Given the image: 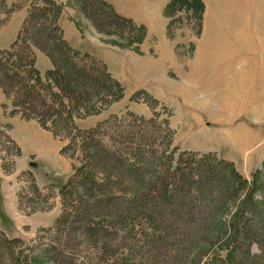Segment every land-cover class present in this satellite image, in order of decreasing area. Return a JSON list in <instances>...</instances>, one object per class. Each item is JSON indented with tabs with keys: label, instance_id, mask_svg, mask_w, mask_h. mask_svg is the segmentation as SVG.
Returning a JSON list of instances; mask_svg holds the SVG:
<instances>
[{
	"label": "trees",
	"instance_id": "1",
	"mask_svg": "<svg viewBox=\"0 0 264 264\" xmlns=\"http://www.w3.org/2000/svg\"><path fill=\"white\" fill-rule=\"evenodd\" d=\"M65 6L120 49L139 52L145 37L142 25L105 0H0V28L26 8L15 39L0 49L9 116L35 121L64 143L60 155L77 161L57 188L59 215L35 238L47 263L264 264V160L247 178L214 152L181 150L173 143L172 110L162 105L157 112L161 103L143 89L130 100L145 104L150 117L126 112L77 126L123 99L124 87L102 59L65 40L58 24ZM174 6L192 14L200 29L202 0H170V20ZM37 52L51 62L43 74ZM10 167L1 164L6 174ZM46 189L29 172L17 194L19 211H49L54 196ZM28 249L0 230V264H40Z\"/></svg>",
	"mask_w": 264,
	"mask_h": 264
},
{
	"label": "rangeland",
	"instance_id": "2",
	"mask_svg": "<svg viewBox=\"0 0 264 264\" xmlns=\"http://www.w3.org/2000/svg\"><path fill=\"white\" fill-rule=\"evenodd\" d=\"M175 8L178 9L174 6L171 20L166 7L164 14L168 19L166 36L173 41L177 60L173 66L170 65L162 52L163 66L153 67L155 84L159 85L151 88L154 94L147 92L161 103L157 112L163 111L162 105L172 110L170 126L174 131V145L181 150L214 152L232 161L236 169L249 178L250 172L264 160L262 135L259 134L257 139L256 134H252L264 128V68L254 70L249 77L246 72L228 70L220 86H201L203 83L199 82L215 80L218 71L210 65L208 70L196 73L200 77L196 80L195 70L192 69L195 62H190V57L199 24L192 14L188 15L184 9L175 11ZM80 18L78 15L75 17L79 24ZM14 22L15 19L9 27ZM79 29L82 32L81 24ZM102 36L103 43L109 45L116 40ZM3 37H0V42ZM155 41L148 39V47H153ZM176 66L182 68L186 79L177 73ZM134 93L125 95L124 88L123 99L99 114L76 120L77 126L91 128L111 115L121 116L126 112L150 117L151 112L145 104L130 100ZM11 111L10 101L0 91V230L8 237L22 238L29 246L32 259L48 264L43 255L44 245L35 238L39 230L50 227L59 215L57 188L65 183L71 173V165L77 164V161L60 155L59 150L64 143L51 133L42 130L33 120L21 119L19 115L9 116ZM254 113L259 116H254ZM246 128L252 133H248ZM17 146L21 150L20 156L16 155ZM3 163L11 166V173L3 172ZM29 172L39 187H47V192L54 196L52 208L47 212L25 215L18 209L17 194L28 186Z\"/></svg>",
	"mask_w": 264,
	"mask_h": 264
},
{
	"label": "crops",
	"instance_id": "3",
	"mask_svg": "<svg viewBox=\"0 0 264 264\" xmlns=\"http://www.w3.org/2000/svg\"><path fill=\"white\" fill-rule=\"evenodd\" d=\"M59 1L64 4L66 0ZM105 1L117 13L145 28V39L139 53L103 43V36L83 18H80L81 32L73 22V18L77 16L76 11L67 6L58 19L65 40L75 49L102 59L109 73L124 86L125 95L140 89L154 94L151 88L159 83L155 84L153 67L162 65V52L166 54L170 65L173 66L177 60L173 41H169L166 36L168 19L164 10L170 0ZM202 3L199 36L193 42L190 62H195L192 69L195 70L196 80L200 79L196 73L208 70L210 65L218 71V76L213 81L199 82L203 83L201 86H220L224 81V73L228 70L246 72L250 76L254 70L264 68V0H202ZM25 15L26 8L18 10L0 29V37L4 36L0 49L7 48L15 39ZM14 19L13 26L9 27ZM148 39L157 40L151 48L147 45ZM213 60L215 63H212ZM36 67L42 74L51 67V62L37 52ZM164 70L165 68L163 72ZM176 71L186 79L182 68L176 66ZM162 77L165 78L163 74ZM231 79L230 77L229 80ZM253 115L259 116L258 113ZM246 129L248 133H252L249 128ZM252 134H256L257 139L261 134L264 141V128Z\"/></svg>",
	"mask_w": 264,
	"mask_h": 264
}]
</instances>
